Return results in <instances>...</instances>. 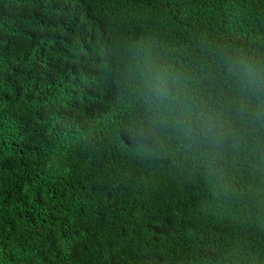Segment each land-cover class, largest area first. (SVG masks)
Instances as JSON below:
<instances>
[{"label": "trees", "instance_id": "obj_1", "mask_svg": "<svg viewBox=\"0 0 264 264\" xmlns=\"http://www.w3.org/2000/svg\"><path fill=\"white\" fill-rule=\"evenodd\" d=\"M241 58L264 75V0H0V264H264Z\"/></svg>", "mask_w": 264, "mask_h": 264}, {"label": "clouds", "instance_id": "obj_2", "mask_svg": "<svg viewBox=\"0 0 264 264\" xmlns=\"http://www.w3.org/2000/svg\"><path fill=\"white\" fill-rule=\"evenodd\" d=\"M234 68L242 78L241 83L245 87L258 88L264 86V75L258 72L252 61L241 58L234 65ZM140 75L150 99L160 103L171 101V85L175 78L167 67L146 62L140 71Z\"/></svg>", "mask_w": 264, "mask_h": 264}]
</instances>
